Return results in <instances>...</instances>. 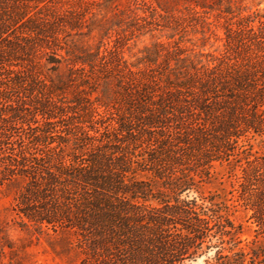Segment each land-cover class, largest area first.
Masks as SVG:
<instances>
[{
	"label": "trees",
	"instance_id": "obj_1",
	"mask_svg": "<svg viewBox=\"0 0 264 264\" xmlns=\"http://www.w3.org/2000/svg\"><path fill=\"white\" fill-rule=\"evenodd\" d=\"M10 181L78 264H264L232 217L264 231V0H0Z\"/></svg>",
	"mask_w": 264,
	"mask_h": 264
},
{
	"label": "rangeland",
	"instance_id": "obj_2",
	"mask_svg": "<svg viewBox=\"0 0 264 264\" xmlns=\"http://www.w3.org/2000/svg\"><path fill=\"white\" fill-rule=\"evenodd\" d=\"M121 6L126 5L128 0H116ZM168 5L175 6L183 0H158ZM254 150L263 152L261 146L255 142ZM215 171L219 174L211 182L205 183L201 191L205 194L218 192L224 194L226 198H232L229 192L232 190L230 179H228L225 169L217 165ZM223 176L222 179L220 177ZM17 181H10L0 185V264H78V254L71 249L70 238L66 234L40 236L34 231L21 227L20 220L12 210L14 197L20 187ZM193 195L198 193L193 192ZM233 215L237 223H243L244 230L240 238L242 245L246 246L248 241L257 240L264 245V231L249 219L250 213L242 206L232 208ZM11 247H8V245ZM205 257L199 258L191 264H205Z\"/></svg>",
	"mask_w": 264,
	"mask_h": 264
}]
</instances>
